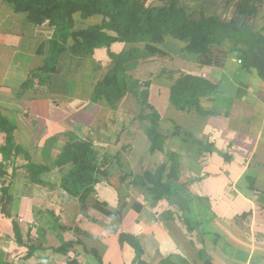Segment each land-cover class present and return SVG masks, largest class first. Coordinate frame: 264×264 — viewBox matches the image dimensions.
Segmentation results:
<instances>
[{
    "label": "crops",
    "instance_id": "1",
    "mask_svg": "<svg viewBox=\"0 0 264 264\" xmlns=\"http://www.w3.org/2000/svg\"><path fill=\"white\" fill-rule=\"evenodd\" d=\"M178 6L189 15L201 13L200 19L202 13L220 16L264 32V0H179ZM75 44L65 29L35 24L0 0V114L14 124V141L21 147L9 160L0 154L9 177L5 182L0 175V264H54L53 249L62 244L51 242L64 244L73 232L104 264H133L135 250L120 243L122 232L137 237L145 264L164 258L175 264H264V236L253 245L247 232L251 226L260 229L264 219V201L251 189L252 184L264 190V79L245 69L225 44L194 53L173 37L141 43L137 47L146 56L124 70L131 82L145 84L160 115L164 149L152 151L149 127L128 81L120 91L113 86L105 91L111 71L102 61L105 51L90 48L76 56ZM91 55L100 63L96 71ZM186 75L205 77L217 89L195 106L178 107L172 86ZM121 79L119 74L117 83ZM74 135L110 160L109 176L98 177L83 203L63 187L70 164H56ZM6 140L0 132V147ZM171 154L177 155L176 175ZM30 163L50 169L31 172ZM163 165L170 192L156 198L145 173ZM51 215L61 218L64 229L49 224L47 236L43 232L47 244L40 246L37 235L28 242L35 223ZM237 220L247 226L236 229ZM31 245L37 248L27 257Z\"/></svg>",
    "mask_w": 264,
    "mask_h": 264
},
{
    "label": "trees",
    "instance_id": "2",
    "mask_svg": "<svg viewBox=\"0 0 264 264\" xmlns=\"http://www.w3.org/2000/svg\"><path fill=\"white\" fill-rule=\"evenodd\" d=\"M9 4L12 3L14 10L17 12H26L28 19L33 23H39L47 16L52 8L51 6L56 0H5ZM179 0H169L166 4L160 7L157 13L144 8L143 4L137 0H110L114 5H125L128 10L125 11V34L144 32L147 38L154 42H162L164 40V27L166 23H173L178 27V31L182 32L181 35L177 33L176 37L187 42L186 50L194 53H208L210 44H224L226 38L232 39L234 42L244 45L245 51L240 56L243 67L249 71L257 69L259 75L264 79V34L259 31L255 32L249 25L238 24L237 21H227L220 16H205L202 14L200 20L191 18V15L178 6ZM102 0H88L85 3L74 0H65L61 7L68 12L74 11L81 7L92 5H100ZM76 41V46L81 45L88 49L98 46V43L106 39H110L107 33L98 30V28L90 27L74 31L72 34ZM128 36V35H125ZM117 78L115 74V79ZM116 81V80H115ZM217 89V85L205 77L186 75L178 79L172 86L171 100L176 106L181 105L195 106L199 104L200 97L205 96L209 92ZM143 108L153 109L152 105L148 102L149 91L147 89L142 92ZM154 111V110H153ZM155 119L159 120L160 115L154 111ZM15 130L14 124L7 120L5 116L0 114V132H4L7 136L6 144L0 147V154L4 161L11 159L14 152L17 153L21 147L17 146L14 141L13 132ZM149 139L152 142L151 150H163L165 139L164 136L158 131V123L154 127H149L146 130ZM92 145L89 141L81 140L77 136H72L67 142L65 149L58 155L56 164L66 165L72 164L75 167L70 172L65 173L63 176V187L74 197L85 201L94 191L95 185L99 181L96 173H101L103 176L109 175L108 171H99L91 156ZM173 161L171 166V174L176 175L178 170L177 155L171 154ZM4 162H0V175L5 172L3 170ZM46 165L29 164L31 172H40L49 170ZM166 171V166H160L155 173L146 172L145 178L153 185V193L156 198H160L169 194V185L163 182V177ZM261 201H264V196H260ZM249 213H244L248 216ZM14 230L16 238L22 243V237L19 225L14 221ZM130 244L135 250V259L133 264H145L143 260L144 248L140 244L135 235L122 232L120 234V243ZM82 244L81 240L71 239L65 244L54 248L53 250L62 254L67 253V249L74 244ZM36 246H29L27 257L33 255ZM87 250V249H86ZM88 254L94 256L101 264L102 258L96 250H87ZM74 264V262H69ZM161 264H175L170 258H164Z\"/></svg>",
    "mask_w": 264,
    "mask_h": 264
},
{
    "label": "rangeland",
    "instance_id": "3",
    "mask_svg": "<svg viewBox=\"0 0 264 264\" xmlns=\"http://www.w3.org/2000/svg\"><path fill=\"white\" fill-rule=\"evenodd\" d=\"M74 1L85 3L88 0H74ZM137 1L143 4L145 9L151 10L152 12L157 13L158 9L164 6L166 4V1H169V0H137ZM64 3H65V0H56V2L51 6L52 8L48 12L44 20H42L39 23H35V24H47L53 27H59L61 30L65 29L66 34H69L72 38H73L72 34L74 31H78L81 29H87V28L94 27V26L98 28V30L107 33V35L110 36V39H106L102 41L101 43H98L97 44L98 46L91 48V50L95 51L96 54H98L97 52L100 50L105 51L106 55L104 54L105 57L104 59L102 58V61H107V64L110 63L109 68L111 67L110 68L111 71L104 78V81L106 84L105 91H107L110 86L115 87L116 90H118V87H119V91H120L121 89H123L124 86H127V81H128L129 87L133 89L132 92L135 93L137 102L141 106L142 119L145 121V124L147 125V127H154L155 123L156 122L158 123L159 121L155 119L154 117V111L156 110L154 109L153 106H152L153 109L143 108V104L141 102L143 98L142 92L143 90L146 89L145 84H143L142 81L140 80L137 81L136 79H135L136 81L134 80V82H131V79H130L131 74L129 72H126V70H124V67L128 66L129 71H131V65L133 64V61H136L137 58H139V55L146 56V51L142 50L141 48H138L137 46L141 45V43L143 42H147V41L151 42L152 40L147 38V34L141 31L135 32L133 34L132 33L125 34V26H126L125 11L128 10L127 6L125 5H114L110 3V0H102V4L100 5L81 7L74 11L68 12L67 10L61 8ZM9 5L12 8H14L12 3H10ZM196 14H197L196 16L191 15V18L197 17L198 19H200L201 13L200 14L196 13ZM163 30L165 32L164 39L165 37H168V38L173 37V38L180 39L179 37H176L175 34L176 35L177 33L179 35L182 34L181 31L180 32L178 31V27L176 25H173V23H166ZM262 33L264 34V32ZM125 35H128V36H125ZM224 42H225L224 44L228 46L231 49V51L235 52V54H238L239 58L245 51L244 45L238 44L234 42L232 39L226 38ZM113 45L115 46L114 49L112 48ZM43 47H44L43 44H41L39 51H42ZM74 48L76 49V56L77 55L83 56V54H87L89 52L88 48L83 47L81 45H77V46L75 45ZM91 58L94 61L93 67H95V71H96L98 69V67L96 68V66H99L98 64L100 63H95V61L98 60L96 59V57L93 58L91 55ZM253 71L259 74V71L257 69H254ZM115 74L117 76L116 79H115ZM119 74L122 75L121 83H117ZM39 76L41 77V75ZM41 80H43L42 77H41ZM148 102H149V98H148ZM173 104L175 105L174 102ZM90 143L91 145H93L92 142ZM91 156L93 159L92 160L93 163H95L99 171H108L106 170L107 169L106 166L109 164V161H110L109 158L107 157L102 158V156H99L94 146H92ZM74 167H75L74 165L70 164L68 170H66L65 173H68L67 175H69ZM4 169L6 170V165L3 167V170ZM5 175H6L5 182H7L9 177L6 172L1 174V177L4 178ZM95 176L108 177L109 175L103 176L101 175V173H96ZM251 186H252L251 188L252 190L254 191L256 190L260 192L259 197L263 195L262 193H264V190L256 189L252 184ZM78 200L81 201V203L86 201V200L83 201L82 199H79V198ZM47 218L49 219L48 216ZM60 220L61 218L58 219L57 217L55 218V216L51 215L49 220L45 219L41 221L40 219L39 221H37V223H35V230L31 231L30 235L28 236L29 238L28 242L32 241L31 236L37 235L36 237H39V240L37 239V242L39 243L40 246L47 244L49 241H47V238L45 237V235L47 236L48 230L45 227H50L49 224H52L53 226L56 227V229H58V227L62 229L64 225L62 226V222H60ZM245 222L246 223L243 225H238L240 224V221L236 222L237 226H235V228L238 230H243V228L247 226V221ZM259 222H262L258 225L260 229L259 228L254 229L251 226L248 228V231H247L251 233L250 238H251V242L253 245H260L259 241L260 239H262V236H264V219L260 220ZM184 223L189 224V222H184ZM67 225L69 228L70 226L68 222H67ZM37 227L39 228L37 229ZM65 228H67V226ZM43 232L45 233V235ZM57 232H60V230L53 231L52 233L54 235H57ZM65 233H66V230H65ZM74 234L76 233L73 232L71 234V236H74V238H70L69 240L71 239L77 240L78 236H75ZM51 243H55L57 246L61 244L63 245V241L56 240ZM77 244L78 243L69 247L65 255H61L59 252L53 251L54 253L52 256L54 257V264H69V262H74V264H101L94 256L88 254L86 250L88 248L86 246L84 247V245H80V244L77 245ZM91 250H94V248H92ZM86 255H87V258L85 259Z\"/></svg>",
    "mask_w": 264,
    "mask_h": 264
}]
</instances>
